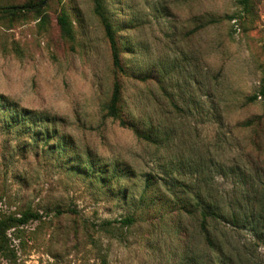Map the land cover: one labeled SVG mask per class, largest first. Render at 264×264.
<instances>
[{"label":"rangeland","instance_id":"obj_1","mask_svg":"<svg viewBox=\"0 0 264 264\" xmlns=\"http://www.w3.org/2000/svg\"><path fill=\"white\" fill-rule=\"evenodd\" d=\"M102 4L124 72L95 0L0 11V220L39 215L0 264H212L197 200L237 213L210 232L264 264V0Z\"/></svg>","mask_w":264,"mask_h":264},{"label":"trees","instance_id":"obj_2","mask_svg":"<svg viewBox=\"0 0 264 264\" xmlns=\"http://www.w3.org/2000/svg\"><path fill=\"white\" fill-rule=\"evenodd\" d=\"M43 0H37L33 2H28L20 6H33L36 4L41 3ZM97 5V10L102 17L106 36L108 38V41L110 43V48L112 50L113 55V62L114 65L120 70L124 72V67L121 65L120 62V47L116 38V31L113 28V25L111 21L108 19V17L105 15V12L103 10V4L102 0H95ZM17 6V5H15ZM11 7V6H9ZM41 8H37L35 10L26 9V10H16V9H5L2 11V13H11L15 14L18 12H28V11H35L39 12ZM60 23L62 26V29L65 33H70L69 29V21L67 16L61 15ZM261 95H264V82L263 87L261 90ZM256 98V96H254ZM120 101H121V86L119 82H115L114 89L111 97L110 104L108 105V114L111 116H118L119 110H120ZM197 207L200 208V214L198 216V225L200 227L201 232L204 233V236L207 241V248L214 251L216 253V259L214 260V263L212 264H248V261H244V258L241 257L240 253L234 257L230 251L228 250V246L226 245V238L225 234L223 232L218 233L216 229L213 230V233L210 232V222L211 221H218V222H225L229 225L238 227L240 224L239 217L237 213L231 212L230 214H224L219 213L215 208L217 207L216 203L212 202L210 205L205 204L204 202L197 200ZM213 206V207H212ZM186 208V207H184ZM38 214L32 213V212H24L20 217L14 216L9 217L7 219L0 220V251L7 250V245L3 244L6 241L7 230L26 224L30 219L38 218ZM244 220H249L248 216L242 217ZM253 219H251L252 221ZM122 223L125 224H132L134 222V218L131 216L125 217L123 220H121ZM244 222V221H243ZM244 226H246V223H243ZM189 260L194 262V264H203L201 257H197L195 255H189ZM246 262V263H245Z\"/></svg>","mask_w":264,"mask_h":264},{"label":"water","instance_id":"obj_3","mask_svg":"<svg viewBox=\"0 0 264 264\" xmlns=\"http://www.w3.org/2000/svg\"><path fill=\"white\" fill-rule=\"evenodd\" d=\"M47 0H43L41 3L33 5V6H11V7H0V11H3L5 9H22V10H26V9H37L40 7H43L46 4Z\"/></svg>","mask_w":264,"mask_h":264}]
</instances>
